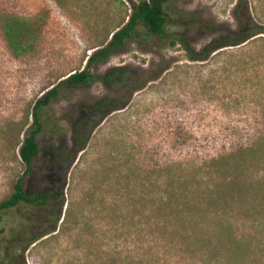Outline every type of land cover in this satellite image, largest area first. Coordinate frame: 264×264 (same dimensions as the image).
Segmentation results:
<instances>
[{"label": "rangeland", "instance_id": "rangeland-1", "mask_svg": "<svg viewBox=\"0 0 264 264\" xmlns=\"http://www.w3.org/2000/svg\"><path fill=\"white\" fill-rule=\"evenodd\" d=\"M138 1L0 0V201L24 172L18 144L33 103L97 57ZM171 11L170 31L197 48L212 34L192 26L193 16L234 27L239 15L264 26V0H172ZM10 17L34 31L18 56L3 36ZM258 37L190 62L179 44L141 34L92 63L95 75L130 67L145 86L93 129L71 167L54 160L46 135L39 138L40 154L23 184L27 194L48 192L50 201L4 215L0 264H222L211 255L226 225L246 245L242 264H264V162L246 153L240 170L199 169L264 134V35ZM103 95L118 96L93 83L52 102L56 144L65 136L71 146L76 107ZM56 220V232L25 251L10 239Z\"/></svg>", "mask_w": 264, "mask_h": 264}, {"label": "trees", "instance_id": "trees-1", "mask_svg": "<svg viewBox=\"0 0 264 264\" xmlns=\"http://www.w3.org/2000/svg\"><path fill=\"white\" fill-rule=\"evenodd\" d=\"M171 3L172 0H140L132 4L128 21L124 27L112 33L109 44L99 52L97 57L88 58L83 70L69 75L36 99L32 107V123L27 128H22L20 132L22 141L18 144L19 159L24 167V172L13 184L10 195L0 201V225L3 222L4 215L20 205L37 209L46 207L49 204L50 195L48 192L27 194L23 184L26 176L32 173V162L40 154V137L46 135L49 138L46 148L52 151L55 161L71 167L77 155L85 149L93 129L98 127L110 114L124 110L132 94L145 86L142 84L143 79L139 78V74L130 67L113 68L103 75H95L89 71L92 63L104 62L112 52L122 48L126 41H138L141 34L149 38L166 41L170 46L179 44L190 62H206L213 54L222 49L238 47L250 40L261 38L258 37L260 35H264V26L255 24L250 18L247 22H244L242 16L239 15L234 27L223 24H207L193 16L190 17L192 26H200L209 34H212L200 48H197L190 43L184 33L170 31V28L175 26L173 25L175 23L172 19ZM243 8L248 16L246 3H244ZM183 25L184 23H179L180 28ZM2 31L8 49L15 56H18L20 52L27 51L34 33L30 24L15 17L6 19ZM168 69L169 66L166 65L163 71ZM157 79L158 76H153L146 83L154 82ZM93 83L104 85L110 91L118 94L117 98L103 95L92 103L83 102L79 104L76 107V110H78L77 117L79 118L70 129L71 146L68 147L65 136H60L59 143L56 144L55 139L59 137V134H54V124L59 119H53L51 115L50 106L52 102L62 97L65 90L85 87ZM246 153L259 157V163L264 162V134L259 135L250 145L241 147L229 155L212 159L202 164L199 169L218 168L217 170H222L227 166L229 169L240 170L246 167ZM220 200L226 201L225 199ZM207 204L210 205V202L208 201ZM47 221L48 218H46ZM46 222L37 226L38 233H34L28 228L27 232L21 230L20 236L12 235L10 239L14 242L21 241V246L25 251L43 237L56 232L58 220L52 223ZM3 232L0 228V237ZM218 238L216 247L212 249L214 253L211 255L212 260H217L222 264H242L247 253L246 245L238 238L231 227L223 226ZM208 244L211 246V241Z\"/></svg>", "mask_w": 264, "mask_h": 264}]
</instances>
